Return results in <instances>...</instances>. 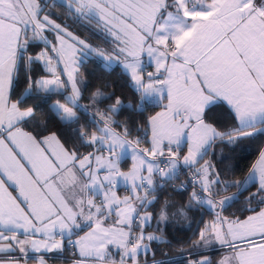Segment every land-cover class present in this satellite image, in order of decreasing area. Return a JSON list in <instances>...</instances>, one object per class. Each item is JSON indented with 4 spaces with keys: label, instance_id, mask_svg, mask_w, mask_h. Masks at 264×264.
I'll return each instance as SVG.
<instances>
[{
    "label": "snow or ice",
    "instance_id": "1",
    "mask_svg": "<svg viewBox=\"0 0 264 264\" xmlns=\"http://www.w3.org/2000/svg\"><path fill=\"white\" fill-rule=\"evenodd\" d=\"M57 6L95 24L110 48L58 22ZM91 59L122 67L135 105L101 89L82 102ZM53 95L69 138L33 124L39 104L29 101ZM148 106L159 110L142 124L116 119ZM258 137L264 0H0V264H48L46 254L65 251L69 264H264V144L242 179L206 159L221 148L223 162L221 146ZM181 170L173 191L190 187L187 202L157 210ZM244 193L242 214L224 215ZM202 207L212 218L179 260L168 256L167 226Z\"/></svg>",
    "mask_w": 264,
    "mask_h": 264
},
{
    "label": "trees",
    "instance_id": "2",
    "mask_svg": "<svg viewBox=\"0 0 264 264\" xmlns=\"http://www.w3.org/2000/svg\"><path fill=\"white\" fill-rule=\"evenodd\" d=\"M61 7L62 6H57L53 9V11L59 17L58 22L65 21L71 31H73L80 37L89 39L90 42L96 43V38L99 39V41L105 42L102 33L99 32L96 27L94 28L91 24L81 22L76 18H69L67 14L65 16L62 15V12L59 9ZM95 29L97 30V32ZM42 73L43 68L42 66H39L37 68V74ZM81 76L84 80L87 81L88 84V91L85 93V99L82 102H86L88 95L96 89H101L105 94L114 93L115 96L120 97L125 104L132 102L135 105V102L138 99V97L133 91L128 77L121 71V69L116 66L112 67L110 71H105L97 60L91 59L88 62L84 63V65L82 66ZM22 87L23 82H21V89ZM57 98V96L53 95L50 101H29V103L39 104L33 124H35L36 122H39L42 125L46 124L47 131H45L44 134H47V132H56L58 135L61 136L62 139H65L70 137V132L68 128L53 115V113L49 110L48 107V103H54ZM113 102L114 97L113 100L105 101V104H110ZM157 109L158 108L148 106L147 111H145L143 115H140L138 112H130L127 109H122L116 119L124 121L131 117L133 120L142 124L144 118L148 115L153 114V112ZM84 120H86V117L81 118V123H83ZM129 127L132 128L133 135L135 136V125H133L131 121H129ZM262 144H264V137H258L255 140L241 141L239 142V145L235 148V150L228 146H221L222 155L224 157L223 162H221L220 159L221 148L215 149V156H212L210 154L208 157L217 165L218 168L230 169V171L227 173L222 172V175H228L231 179H242L243 174L247 171L249 165L254 162L256 158V148ZM190 190L191 188L189 187L188 190L185 192H177L173 191V188H171L170 186H167L166 189L164 188L162 191H159L157 193L159 197L157 210L165 200H167L170 204L176 206L185 204L188 200V194ZM245 195H247V193H244L240 196L239 202L233 203L231 207H228L227 210L224 212V215H232L234 213L235 215L240 216L242 214L240 209L243 208V201ZM200 213H203V215L197 212H189L188 215L192 218L191 222L180 220L179 223H170L167 226V228L165 229V233L167 239L170 241V246L161 244L159 245V247L164 248L167 251L168 256L176 257L177 260H179L180 253L188 246L187 242L190 239H194V233L197 231L198 228L203 227V225L199 222L201 220L208 221L212 218L211 213L207 208L202 207L200 209ZM149 230L151 231L152 229L150 228ZM212 253L213 261L217 260L218 250L214 252L212 251ZM160 258L161 257L159 255V252H157V259Z\"/></svg>",
    "mask_w": 264,
    "mask_h": 264
},
{
    "label": "crops",
    "instance_id": "3",
    "mask_svg": "<svg viewBox=\"0 0 264 264\" xmlns=\"http://www.w3.org/2000/svg\"><path fill=\"white\" fill-rule=\"evenodd\" d=\"M119 67H120L121 71L123 72L122 67L121 66H119ZM158 110H159V108L156 111H158ZM206 159H209V157H206ZM124 167L126 168L127 167V164H125ZM170 183H172V185L168 184L167 186H170L171 188H173L172 187L173 186V183L175 185H179L181 182H180V180H175L174 182H170ZM165 189H166V187H165ZM233 191H235V189H229V191L227 193H225L224 195H231ZM204 208H206V207H204ZM174 210L175 209H173V211ZM216 250H218V257H217V259H219V256H220L221 253H220V250L218 248H213L211 250V252H210V255L212 256L213 255L212 251L214 252ZM33 255H36V254L31 253V252L29 253V256L30 257L33 256ZM71 258L72 257L70 256V253L67 252V251H65L62 254L61 253L46 254V259L48 260V264H69ZM28 264H35V261L30 258L29 261H28Z\"/></svg>",
    "mask_w": 264,
    "mask_h": 264
},
{
    "label": "rangeland",
    "instance_id": "4",
    "mask_svg": "<svg viewBox=\"0 0 264 264\" xmlns=\"http://www.w3.org/2000/svg\"><path fill=\"white\" fill-rule=\"evenodd\" d=\"M60 9V11L62 12L61 14L62 15H68V13H67V11H66V9L63 7H61V8H59ZM67 17V16H66ZM65 17V18H66ZM72 19H75L74 17L72 18ZM79 21H81V22H86V23H89L88 21H86V20H79ZM90 24V23H89ZM94 28L96 27L95 26V24H91ZM96 30V29H95ZM99 31V30H98ZM96 32H97V30H96ZM81 33H83V32H81ZM103 35V34H102ZM81 38H83V37H81ZM85 40H87L90 44H92V45H94V46H98V47H100V48H102V49H108V48H110V45L108 44V43H105V42H103V41H99V39H97L96 38V43H94V42H90V40L89 39H87V38H84ZM116 67H118L119 69H120V67L118 66V65H115ZM228 192V191H227ZM227 192H225V193H227ZM224 193V194H225ZM150 231V230H149Z\"/></svg>",
    "mask_w": 264,
    "mask_h": 264
},
{
    "label": "built area",
    "instance_id": "5",
    "mask_svg": "<svg viewBox=\"0 0 264 264\" xmlns=\"http://www.w3.org/2000/svg\"><path fill=\"white\" fill-rule=\"evenodd\" d=\"M187 177L183 174V170H181V174L179 175V178L177 180H186ZM170 185H172V183L169 182ZM179 186V185H176ZM173 187V186H172Z\"/></svg>",
    "mask_w": 264,
    "mask_h": 264
}]
</instances>
